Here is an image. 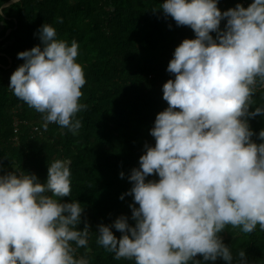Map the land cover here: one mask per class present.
Returning a JSON list of instances; mask_svg holds the SVG:
<instances>
[{"label": "clouds", "instance_id": "obj_1", "mask_svg": "<svg viewBox=\"0 0 264 264\" xmlns=\"http://www.w3.org/2000/svg\"><path fill=\"white\" fill-rule=\"evenodd\" d=\"M217 4L163 0L157 9L177 26L190 27L195 38L173 52L167 72L174 79L162 86L168 106L150 129L155 144L145 145L139 167L128 176L132 187L120 197H133L135 226L124 215L97 226L96 243L114 259L250 264L244 249L234 257L219 234L227 225L243 233L257 225L264 230V129L258 144L249 125V118L264 114V106L249 111L254 93L264 87V0L223 12ZM4 9L0 0V16ZM37 34L41 43L17 54L24 62L8 88L41 114L42 130L23 121L32 136H43L50 123L76 135L82 127L76 114L87 107L80 103L86 79L76 59L79 45L57 39L48 23ZM70 164L54 159L43 183L21 168L0 175V264H89L86 255H76L81 247L90 250L88 223L77 230L81 203L63 201L71 193ZM153 174L159 179L146 182ZM112 228L122 235L117 238Z\"/></svg>", "mask_w": 264, "mask_h": 264}, {"label": "trees", "instance_id": "obj_2", "mask_svg": "<svg viewBox=\"0 0 264 264\" xmlns=\"http://www.w3.org/2000/svg\"><path fill=\"white\" fill-rule=\"evenodd\" d=\"M0 16V175L21 168L47 178V167L54 159L71 161V193L63 201H79L83 212L77 230L85 221L91 231L89 251L81 247L77 256L86 255L89 264H135L134 260L114 259L113 253L96 243L98 225H111L121 215L135 226L134 204L128 176L139 167L145 145L154 146L150 135L155 116L168 105L162 86L174 75L167 72L175 48L184 39H194L188 26H177L160 8L163 0H2ZM253 0H218L221 12ZM10 5V6H9ZM157 10V11H153ZM62 20V22H59ZM51 24L57 39L79 45L77 62L86 83L76 114L82 127L73 135L67 128L50 123L43 136H32L28 121L43 129L41 114L17 98L9 89L10 76L24 61L21 51L41 42L37 34L42 24ZM226 19L221 21L223 29ZM215 38V33H210ZM264 106V87H258L249 111ZM18 120L20 123L16 124ZM256 143L264 129V114L249 118ZM17 143V144H16ZM124 173L121 178L120 173ZM156 175L147 180H158ZM138 207V205H135ZM119 238L122 234L111 229ZM234 257L244 249L250 264H264V230L257 225L252 233L227 225L219 234ZM196 259L202 260L198 254ZM205 264H226L222 259Z\"/></svg>", "mask_w": 264, "mask_h": 264}, {"label": "built area", "instance_id": "obj_3", "mask_svg": "<svg viewBox=\"0 0 264 264\" xmlns=\"http://www.w3.org/2000/svg\"><path fill=\"white\" fill-rule=\"evenodd\" d=\"M15 123H16V124H19L20 122H19L18 120H16ZM23 123H25V122H23ZM34 131H35V132L38 131V128H37V127H34Z\"/></svg>", "mask_w": 264, "mask_h": 264}]
</instances>
